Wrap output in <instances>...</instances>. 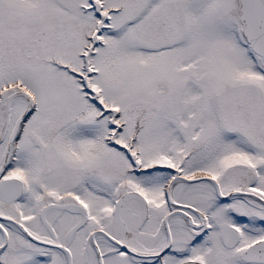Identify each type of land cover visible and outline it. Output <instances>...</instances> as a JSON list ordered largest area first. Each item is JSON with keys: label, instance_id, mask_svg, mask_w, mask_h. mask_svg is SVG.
Listing matches in <instances>:
<instances>
[{"label": "snow or ice", "instance_id": "6c2138e0", "mask_svg": "<svg viewBox=\"0 0 264 264\" xmlns=\"http://www.w3.org/2000/svg\"><path fill=\"white\" fill-rule=\"evenodd\" d=\"M0 264H264V0H0Z\"/></svg>", "mask_w": 264, "mask_h": 264}]
</instances>
